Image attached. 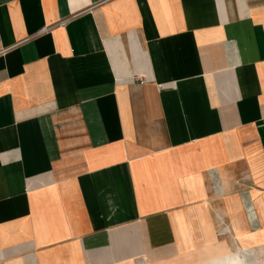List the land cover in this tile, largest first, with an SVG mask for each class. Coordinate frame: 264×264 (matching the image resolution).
I'll list each match as a JSON object with an SVG mask.
<instances>
[{"label": "crops", "instance_id": "0c3cea01", "mask_svg": "<svg viewBox=\"0 0 264 264\" xmlns=\"http://www.w3.org/2000/svg\"><path fill=\"white\" fill-rule=\"evenodd\" d=\"M263 247L264 0H0V264Z\"/></svg>", "mask_w": 264, "mask_h": 264}, {"label": "rangeland", "instance_id": "374dc122", "mask_svg": "<svg viewBox=\"0 0 264 264\" xmlns=\"http://www.w3.org/2000/svg\"><path fill=\"white\" fill-rule=\"evenodd\" d=\"M225 255L232 261H236L235 264H264V247L259 249L258 252L248 249L238 250H217L212 253H202L195 255L197 260L193 262L192 255H186L184 260L180 261V264H211L212 259L216 256Z\"/></svg>", "mask_w": 264, "mask_h": 264}, {"label": "bare ground", "instance_id": "6f19581e", "mask_svg": "<svg viewBox=\"0 0 264 264\" xmlns=\"http://www.w3.org/2000/svg\"><path fill=\"white\" fill-rule=\"evenodd\" d=\"M236 261H232L225 255L216 256L212 259L211 264H235Z\"/></svg>", "mask_w": 264, "mask_h": 264}, {"label": "built area", "instance_id": "2783aa9c", "mask_svg": "<svg viewBox=\"0 0 264 264\" xmlns=\"http://www.w3.org/2000/svg\"><path fill=\"white\" fill-rule=\"evenodd\" d=\"M65 22H67V20L66 21H62V24H64ZM45 30H47V29H45Z\"/></svg>", "mask_w": 264, "mask_h": 264}]
</instances>
